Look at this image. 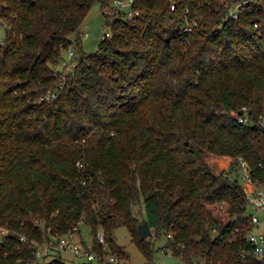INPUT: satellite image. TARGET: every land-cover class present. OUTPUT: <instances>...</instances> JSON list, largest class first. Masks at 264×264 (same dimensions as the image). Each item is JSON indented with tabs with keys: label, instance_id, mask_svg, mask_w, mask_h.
<instances>
[{
	"label": "trees",
	"instance_id": "obj_1",
	"mask_svg": "<svg viewBox=\"0 0 264 264\" xmlns=\"http://www.w3.org/2000/svg\"><path fill=\"white\" fill-rule=\"evenodd\" d=\"M232 1L134 0L130 19L103 11L108 34L86 53L71 35L111 0H0V264H36L33 239L82 221L90 249L118 264L128 259L120 225L146 264L160 237L187 264H264L241 255L247 196L236 168L243 157L264 186V0L229 18ZM70 46L78 61L62 80L55 66ZM143 221L152 233L141 239Z\"/></svg>",
	"mask_w": 264,
	"mask_h": 264
},
{
	"label": "built area",
	"instance_id": "obj_2",
	"mask_svg": "<svg viewBox=\"0 0 264 264\" xmlns=\"http://www.w3.org/2000/svg\"><path fill=\"white\" fill-rule=\"evenodd\" d=\"M251 0H234L228 6L226 17L237 18L240 10ZM134 0H111L109 5L106 7L110 12H115L125 19L133 18L139 14V11L133 7ZM196 25V21L193 22ZM192 24L187 25L186 29L191 30ZM108 34V27H103V35ZM64 51L67 52L66 57H63L59 62V67L56 68L61 76L62 80L70 74L76 63L77 59L75 57V49L70 46ZM64 82H60L58 86L54 89H49L44 95H42L39 100H50L53 99L59 90L63 88ZM243 111H246V107H242ZM238 115V119L241 122H246L248 118L245 115L240 114V112H233ZM259 125L264 130V117L260 120ZM78 166H82L80 161L77 162ZM237 176L241 181L242 187L247 196L246 205V223L247 228L242 232V240L244 241V246L241 249L242 257L247 255H252L255 257L264 256V231H258V227L264 224V219L260 218L256 213L258 211H264V186L258 182L256 178L253 177L252 169L243 157L239 156L237 158ZM247 206H250L256 212H249ZM240 227L234 228V231H239ZM4 231L3 227H0V233ZM170 236V234H169ZM1 238V236H0ZM21 238H24L21 236ZM97 239L100 243L104 245L106 249V241L104 232L99 230L97 232ZM32 244L35 246L33 251L37 258V262L44 261V259L54 253L59 251H70L79 258H82L86 262L91 264H118V258L116 253H98L90 249V245H85L80 241V238L76 235V231H69L68 233L62 235H54L51 239L43 242H39L33 239ZM162 253L166 256H172L173 253L170 249H161ZM165 264V262H163Z\"/></svg>",
	"mask_w": 264,
	"mask_h": 264
},
{
	"label": "rangeland",
	"instance_id": "obj_3",
	"mask_svg": "<svg viewBox=\"0 0 264 264\" xmlns=\"http://www.w3.org/2000/svg\"><path fill=\"white\" fill-rule=\"evenodd\" d=\"M103 11L110 12L106 7L103 9L100 5L96 2L94 3L91 8L89 9L88 15L83 21L79 33L72 34L71 38L73 40L76 39L77 35L80 39V46L76 48V51H84L86 53H91L96 50L98 41L100 40L103 27L106 23V17ZM112 13V12H110ZM0 33L3 34V27L0 25ZM67 52H63V57H66ZM59 64L55 66L58 68ZM213 170L215 172L221 169V164L214 163L212 164ZM209 207L214 211L216 217L221 221H227L228 215L223 212V208L220 205H209ZM247 210L249 212H256L250 206H247ZM260 218L264 219V211L256 212ZM258 231H264V224L260 225ZM152 233V230H151ZM76 235L80 238V241L85 245H90L93 241V232L91 227L85 223L84 221L80 222L78 225V232ZM114 237L120 246H123L125 251L128 253V259L123 260L120 264H146L148 260L142 250L137 246L136 242L132 240L131 233L129 232L126 225H120L114 229ZM165 238L160 237L154 241V252H153V259L151 264H187L183 262L180 257L172 255L166 256L162 253L161 249L158 248L160 245L164 243ZM61 257V259L66 264H80L84 260L82 258L77 257L70 251H59L54 252L48 255L44 261H49L53 258ZM36 264H41L38 261ZM196 264H205L204 260H199Z\"/></svg>",
	"mask_w": 264,
	"mask_h": 264
},
{
	"label": "water",
	"instance_id": "obj_4",
	"mask_svg": "<svg viewBox=\"0 0 264 264\" xmlns=\"http://www.w3.org/2000/svg\"><path fill=\"white\" fill-rule=\"evenodd\" d=\"M138 235L141 239L148 237L151 234V227L147 221H143L137 226Z\"/></svg>",
	"mask_w": 264,
	"mask_h": 264
}]
</instances>
